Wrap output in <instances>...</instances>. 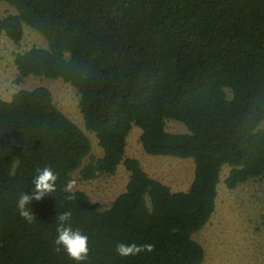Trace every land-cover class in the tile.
I'll return each instance as SVG.
<instances>
[{
	"label": "trees",
	"instance_id": "1",
	"mask_svg": "<svg viewBox=\"0 0 264 264\" xmlns=\"http://www.w3.org/2000/svg\"><path fill=\"white\" fill-rule=\"evenodd\" d=\"M0 35L18 42L26 25L46 39L14 57L16 82L60 78L78 92L85 132L45 86L0 97V264H77L53 247L55 218L89 238L80 264H200L193 239L216 207L220 171L229 189L264 176V0H0ZM167 120L185 127L166 130ZM132 125L144 152L193 160V178L172 191L124 157ZM85 157L89 161L83 163ZM129 172L124 191L104 209L82 190L64 199V183ZM58 174L57 191L32 201L26 223L16 210L36 169ZM151 243L152 252L121 257L117 242Z\"/></svg>",
	"mask_w": 264,
	"mask_h": 264
},
{
	"label": "rangeland",
	"instance_id": "2",
	"mask_svg": "<svg viewBox=\"0 0 264 264\" xmlns=\"http://www.w3.org/2000/svg\"><path fill=\"white\" fill-rule=\"evenodd\" d=\"M11 13H15V9L1 1L0 16ZM23 27V35L18 42L12 41L4 33L0 35V97L9 100L19 89L47 87L56 106L90 139V154L100 157L102 148L98 145L95 134L84 127L83 116L78 107L79 95L73 86L60 78L48 79L33 75L16 82L15 54L32 46H46V39L40 33L26 25ZM260 127L264 128V121ZM166 130L184 132L185 127L178 121L167 120ZM140 133V128L132 125L126 138L124 157L137 158L150 177L167 185L172 191L186 190L193 178V160L144 152L139 141ZM88 161L89 157H85L83 163ZM228 171L227 165L220 171L216 207L212 217L192 236L204 249V258L200 264H264V176L229 189L223 182ZM128 176L129 172L123 164H119L111 175L80 180L76 170L71 173L70 179H75L78 189L97 202L99 208L104 209L124 191Z\"/></svg>",
	"mask_w": 264,
	"mask_h": 264
},
{
	"label": "clouds",
	"instance_id": "3",
	"mask_svg": "<svg viewBox=\"0 0 264 264\" xmlns=\"http://www.w3.org/2000/svg\"><path fill=\"white\" fill-rule=\"evenodd\" d=\"M58 174L50 166L36 169V175L31 181V191L21 192L16 199V210L19 216L28 224H32L36 215L31 207L32 201L39 202L44 197L52 195L57 191ZM63 191L66 201L77 199V181L68 179L64 183ZM55 237L52 241L54 250L61 249L67 256L76 261L77 264L84 262L89 256L88 236L79 228L72 226V211L66 210L55 218ZM154 245L151 243L137 244L135 242L126 243L123 241L115 244V252L121 257L137 256L142 252H152Z\"/></svg>",
	"mask_w": 264,
	"mask_h": 264
}]
</instances>
